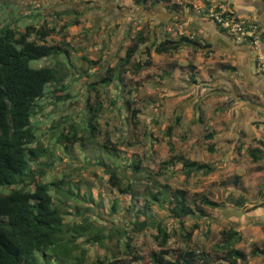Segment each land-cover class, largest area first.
<instances>
[{
  "label": "rangeland",
  "instance_id": "374dc122",
  "mask_svg": "<svg viewBox=\"0 0 264 264\" xmlns=\"http://www.w3.org/2000/svg\"><path fill=\"white\" fill-rule=\"evenodd\" d=\"M74 1L78 0H52L51 4H47L49 6L46 8L48 14L46 22L50 26H55V31L51 32L46 41L47 43H59L66 39L65 35H68L74 45V48L70 50V59L75 67L65 63L66 58L62 54L30 62L32 67L54 64L55 61L65 63L64 66H67L66 81L69 86L67 92L71 95L59 101L56 100L54 94H48L49 96L41 99L40 108H37L32 118L36 144L48 148V151L41 155L43 160L53 159V165L47 169L45 179L74 178L78 180L81 192L85 190L89 192L87 187L89 184L92 197L100 199L99 204L101 205L96 203V199L91 203L73 199L80 207L85 205L86 208V210L83 208L81 214L75 211L78 209L69 207V210L75 213H65L64 216L72 222L73 226L79 222L86 224L92 220L97 227L105 225L102 229L104 233H107L112 226L129 229L130 224H127V220L130 215H133L126 206L129 197L118 193L115 187H111L105 166L89 164L88 167H83L85 152L82 146L75 143L71 150H66L65 141H56L61 130H70V122L83 125L85 121L83 108L86 103H93L96 96V91L88 86V83L95 81L97 75L103 73L107 65L115 64L125 54L124 45L120 44L114 47L109 44L106 45V49L101 48L92 52L78 47V40L84 36L83 28L85 25L89 26L94 18L93 15L86 14L87 10L92 14L102 13V16L106 13L102 19H97L101 29L105 28L106 23L112 19L122 24L124 22L119 19V13L113 15L112 8L108 5H106V12L92 9L84 11L85 5L78 1V7ZM173 1L176 0L165 1V7ZM177 1H179L177 11L186 13L189 10L197 17L201 16L204 8L201 0ZM1 2L3 4H0V29L5 25L20 29L29 23L35 24V21L25 19L23 15L18 16L21 13L16 12L23 10L16 8L13 0H0ZM34 3L42 7L46 4L42 0L34 1L32 5ZM148 6L146 5L145 8ZM80 9L84 11L81 22L70 29L65 28L64 23L71 22ZM55 11H59V14H52L53 20H51L50 12ZM252 17L261 31V27L264 26L261 18L258 15ZM249 19L252 18L249 17ZM211 21L213 22L210 18L209 22L212 24ZM189 29H191L190 26L172 24L159 36L161 39L165 34L167 37H178L181 30L189 33ZM105 30L106 28L102 31ZM197 30L199 32L195 34L199 35L203 43V32ZM102 36V33H99L95 35V38L100 41ZM238 38L243 40L242 37L236 35V39ZM154 39L157 40V37ZM248 42L253 45L251 41ZM205 49L208 48L195 43H184L178 49L162 53L153 51L154 63L139 72L133 73L130 68H126L122 72L125 90L122 91L120 84L118 86L111 84L108 94L103 95L105 91H101L104 112L96 122L97 129L94 131L97 142L94 143L98 146L109 138L112 141L110 143H115L118 147L122 163L126 164L138 159L140 175L152 176L158 178L161 183L186 189L189 199L196 200L197 205H200L198 197L201 194L216 199L220 203L218 207H207L202 204L207 215H196L197 217L192 215L184 219L181 230L190 231L188 239L181 236L180 222L170 217L169 210H164L156 204L152 205L154 211L164 219L167 226L175 229V233L167 242L169 248L174 250L186 247L195 248L196 251H203L212 257L216 253H221V249L216 244L221 239V229L235 227L242 237L234 246L246 251V257L240 264H264V257L261 254L252 255L249 252L253 244L264 245V91H258L254 82H246L241 77L231 75L228 68L222 66L224 63H229L226 61L229 59L225 56L226 54L214 50L208 53ZM259 50L263 51L264 45ZM138 53L141 57H146L141 51ZM93 57L100 58V62L93 64L90 60ZM135 57H138L137 54ZM164 69L170 70L172 75L170 76L171 73L165 75ZM191 72L195 75V82L191 80ZM168 76L171 78L169 81V78H166ZM227 78L236 80L232 81ZM220 79H227L232 83L230 85ZM259 86L264 89V85ZM164 89H168L169 95L161 96ZM118 95L131 99V107L137 108V113H132L126 106L118 110L117 103H110L109 98ZM251 102L258 104L253 107ZM197 103L199 110L196 107ZM199 116L204 119L199 120ZM77 130L78 133L89 137L86 129L77 128ZM208 132L213 134L207 137ZM210 144H213L216 150H211ZM90 145L86 144L88 153L94 151ZM249 147L262 148L261 158L254 161L248 151ZM178 153H183L189 158L214 163L215 169L207 174L194 171L186 176L181 170L180 162L172 166H161L162 160ZM157 171H162L164 174L157 175ZM120 176L123 177L124 182L128 181L122 174ZM236 176L240 177L235 186L233 180ZM240 195L244 197V204L236 206L235 201ZM113 202L116 203L118 212H112L110 216L112 220L110 218L101 219L97 215L100 214V206L103 207L101 214L106 215L104 211L108 212ZM63 205L68 207L65 203ZM102 215L100 216L105 217ZM154 232L153 228H149L134 233V238L130 242L133 245V253L146 261H148L151 250L159 249ZM84 238L86 236L82 233L78 241ZM115 241L116 238H106L102 244L98 243L88 248L87 257H93L95 254L110 255L112 250H116Z\"/></svg>",
  "mask_w": 264,
  "mask_h": 264
},
{
  "label": "trees",
  "instance_id": "16d2710c",
  "mask_svg": "<svg viewBox=\"0 0 264 264\" xmlns=\"http://www.w3.org/2000/svg\"><path fill=\"white\" fill-rule=\"evenodd\" d=\"M135 1L140 3L147 0ZM158 1L160 0H154L152 4ZM178 2L174 1L167 6L178 10ZM205 2L201 16L210 19L206 12L212 3L208 0ZM218 4L220 2L213 4L216 9H220ZM50 14L58 15L59 11L50 12ZM223 14L234 19L242 16L227 10ZM72 22H77L76 16L71 22H65L63 26L68 29ZM213 24L226 36L236 37L218 22L213 21ZM195 29L199 32L198 27ZM52 31H55V26H50L46 21L40 26L27 24L18 29L5 25L0 29V264H240L246 257V251L234 246L242 237L235 227L221 229V239L216 243L221 253H216L212 257L203 251H196L195 248L174 250L168 247L167 242L175 233V229L167 226L164 219L152 208V205L156 204L164 210H169L170 217L180 222L181 236L188 239L190 231L181 230L184 219L192 215L195 217L207 215L202 204L207 207H218L220 203L216 199L201 194L198 197V203L201 206L197 205L196 200L189 199L186 189L161 183L158 178L152 176L140 175L138 159L126 164L122 163L118 147L115 143H110L109 138L98 146L94 143L97 142L94 131L97 129L96 122L104 112L101 91H105L103 95L108 94L111 84L117 86L120 84L122 91L125 90L122 72L126 68L136 73L151 66L154 63L153 51L162 53L178 49L184 43H195L206 48L210 46V43H202L199 35L191 36L193 32L184 31L177 35L178 37H167L165 34L164 38L157 41L154 37L151 38L149 33L144 34L139 30L125 48V54L120 57V60L113 65H107L105 71L97 75L95 81L88 83V86L96 91V96L93 103H86L83 108L85 116L83 125L70 122V130H61L59 136L57 135L56 141H65L66 150H71L75 143L82 146L85 152L83 167H88L89 164L104 165L111 187H115L118 193L129 197L126 206L129 212L133 213L127 220V224H130L129 229L112 226L107 233H104L102 230L105 228L104 224L97 227L92 220H89L86 224L79 222L73 226L72 222L64 216L65 213L74 214L75 211L82 214L83 208L86 210L85 205L80 207L73 199L85 200L86 203L96 199V203L101 205L99 198L92 197L89 184L87 186L89 192L86 190L81 192L78 180L74 178L45 179L47 169L53 165V159H42L41 155L45 154L48 148L36 144L32 118L37 108H40L41 99L48 94H54L57 101L71 96L67 92L69 88L66 81L67 66L64 65L68 63L75 67L70 59V50L74 48L70 38L59 43H47L46 39ZM261 38L264 40V33L261 34ZM243 40L251 41V37L244 36ZM205 50L210 52L209 49ZM140 51L146 57H141L138 53ZM61 54L66 58L64 64L55 61L54 64H44L39 67L30 65L33 60ZM135 54L138 57H135ZM84 55L82 56L85 57ZM90 60L93 64L100 62V58L93 57ZM224 66L230 70L236 69L234 65L225 64ZM163 73L169 75L171 72L164 69ZM191 80L195 82V75L192 72ZM109 101L112 104L117 103L118 110L126 106L132 113L138 111L137 108L131 107L132 100L123 95L110 97ZM196 107L199 110L198 103ZM202 119L204 118L199 116V120ZM77 128L86 129L89 137L78 133ZM212 134L208 132L207 137ZM85 143L91 144L90 148L94 151L88 153ZM168 144L171 148L173 147L170 140ZM209 146L211 150H216L213 144ZM98 149L99 152H97ZM248 151L251 158L256 161L261 158L263 149L249 147ZM178 162L182 164L181 170L186 176L194 171L207 174L216 166L211 162L189 158L183 153L170 155L169 158L161 161V166H172ZM156 173L164 174L162 171ZM120 174L128 181L124 182ZM239 177L236 176L233 180L235 186L239 182ZM243 204L244 197L240 195L235 205ZM111 205L108 212L104 211L106 215L101 214L103 207L100 206L101 211L97 215L103 220L111 219L112 212H118L116 203L113 202ZM69 207L78 210H69ZM149 228L155 230L154 236L159 249L151 250L146 261L133 253V245L130 242L134 238V233ZM82 233L86 238L78 241ZM106 238H116V250H112L110 255L95 254L88 258L86 252L88 248L98 243L102 244ZM249 252L252 255L261 254L264 257V245L253 244ZM213 257L215 258L212 259Z\"/></svg>",
  "mask_w": 264,
  "mask_h": 264
},
{
  "label": "crops",
  "instance_id": "0c3cea01",
  "mask_svg": "<svg viewBox=\"0 0 264 264\" xmlns=\"http://www.w3.org/2000/svg\"><path fill=\"white\" fill-rule=\"evenodd\" d=\"M34 1L39 0H13V3L16 4V8H22L23 11L16 12L21 13V15L18 16H25V19H30L35 21V26H40L43 24V22L47 21L46 18L48 17V14L46 12L47 4H51V1L48 0H42L46 4L42 7V5H39L38 3H34ZM80 1L82 5H85V9H92L94 11H100L103 10L104 12L107 11L106 5L112 8L113 15H117L119 13V19H121L124 24L119 23L118 21L112 19L106 23V30L102 31L101 26L98 24L97 19H102L104 17V14L102 16V13H91L89 10L86 11V14L89 13V15H93L92 23L88 25H85L83 28L84 30V36L81 40H78V43L80 45L78 46L80 49L88 50L89 51H95L100 50L101 48L106 49V45H111L114 47L115 45H124V48H126L133 40V36L138 32L139 30L143 31L144 34L150 35L151 38L157 37V41L161 40V37L159 36L160 33H163L165 29H168L170 25L179 26L182 25L190 26L191 29H189V32L197 33L195 31L196 27H199V30L202 33L203 42L210 43V46L207 48L209 51H216L219 53L226 54L225 56H228L229 63H224L229 65H234L236 67L235 70H230L228 68V72H231V75H235L238 77H241L246 82H254L255 87L258 89V91H261L264 89L259 85H264V72L262 70H259L258 67V53L261 52L264 54V50H259L260 47H263V39L258 42L256 45H251L248 41H244L240 38L236 39L230 36H226L225 34L221 33L217 27L209 22V19L206 18V16L197 17L194 12L187 11L186 13H183L182 11H177L173 8L165 7V0L158 1L157 3H153L154 0H147L146 2H140L138 3L135 0H78ZM77 1V2H78ZM148 1L150 2L148 4ZM177 1V0H176ZM206 0H201V4L205 5ZM213 4H216V2H220V4L225 5L229 9H232L236 14L248 17V16H259L264 23V0H208ZM215 1V3H214ZM65 2V1H64ZM76 2V1H74ZM75 3L76 6L79 7V5ZM174 2V1H173ZM205 2V3H204ZM9 3V2H6ZM0 4H3L1 2ZM74 4V6H75ZM31 5V7L29 6ZM73 5V4H72ZM71 5V6H72ZM148 6V8H145V6ZM75 10V9H72ZM77 11L76 19L77 22H72L69 25V29L77 25L81 22V16H84V11L79 10ZM23 12V13H22ZM124 12V15H121L120 13ZM83 13V14H82ZM49 15L51 20H53V17ZM74 16V17H75ZM65 18V17H64ZM253 18V17H252ZM103 21V20H102ZM48 23V22H47ZM51 23V22H50ZM30 24V23H29ZM66 28V27H65ZM194 29V30H193ZM102 33V38L100 41H97L95 38L96 34ZM87 34V35H86ZM107 34V35H104ZM66 39H69L68 35H66ZM143 45V44H142ZM206 52V50H205ZM129 70V69H128ZM140 71V70H139ZM137 71V72H139ZM172 73L170 74V76ZM166 78H169L166 77ZM230 79V78H227ZM220 79L222 81H226L228 84L231 85V81H234L236 79ZM171 80V78L168 79V81ZM232 87V86H231ZM169 95L168 89H164L161 93V96ZM248 102V100H246ZM252 106L257 105L253 102H251ZM248 105V104H247ZM260 208V207H259Z\"/></svg>",
  "mask_w": 264,
  "mask_h": 264
},
{
  "label": "built area",
  "instance_id": "2783aa9c",
  "mask_svg": "<svg viewBox=\"0 0 264 264\" xmlns=\"http://www.w3.org/2000/svg\"><path fill=\"white\" fill-rule=\"evenodd\" d=\"M220 9H216L215 5H210L207 8L206 15L209 16L213 21H216L220 24V26L227 29L229 33L236 34L239 37L249 36L251 37V42L253 45L258 44L260 41L259 34V26L252 19H249L245 16H241L239 19H234L229 17L228 15H224V11H233L229 9L223 4H219ZM184 33L183 30L180 31ZM258 67L260 70H264V54L258 53Z\"/></svg>",
  "mask_w": 264,
  "mask_h": 264
},
{
  "label": "flooded vegetation",
  "instance_id": "af4514ba",
  "mask_svg": "<svg viewBox=\"0 0 264 264\" xmlns=\"http://www.w3.org/2000/svg\"><path fill=\"white\" fill-rule=\"evenodd\" d=\"M219 5V4H218ZM249 17H251L252 18V16H248L247 18H249ZM254 18H252V20H253ZM255 21V20H254ZM256 22V21H255ZM256 24H257V22H256ZM258 25V24H257ZM262 26V25H261ZM259 32H262V33H259L258 34V36L260 37V40H262V38H261V34H263L264 33V26H262L261 27V31H260V29H259ZM195 35V33H192L191 34V36H194Z\"/></svg>",
  "mask_w": 264,
  "mask_h": 264
}]
</instances>
